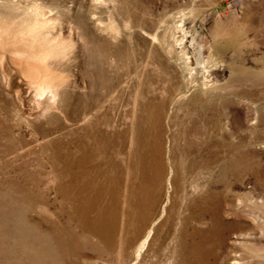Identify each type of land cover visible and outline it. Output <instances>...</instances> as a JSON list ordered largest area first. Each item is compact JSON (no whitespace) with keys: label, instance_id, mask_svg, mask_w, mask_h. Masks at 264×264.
Segmentation results:
<instances>
[{"label":"rangeland","instance_id":"rangeland-1","mask_svg":"<svg viewBox=\"0 0 264 264\" xmlns=\"http://www.w3.org/2000/svg\"><path fill=\"white\" fill-rule=\"evenodd\" d=\"M170 31L176 56L201 82L185 97L174 90L178 67L156 54L153 36ZM0 57L8 68L0 67V189L20 183L60 203L54 188L63 180L54 173L62 168L50 166L52 156L60 163L84 148L101 174L96 184L109 187L103 176L115 163L124 184L126 160L159 149L168 190L150 203L157 221L149 243L164 249L161 264H175L179 217L199 212L208 190L220 191L225 229L220 239L202 217L192 219V242L208 241L206 264L236 254L264 264V0H0ZM48 85L66 98H38ZM236 153L241 166L221 180L219 166ZM124 199L122 241L132 229L126 216L138 213L128 192Z\"/></svg>","mask_w":264,"mask_h":264},{"label":"bare ground","instance_id":"bare-ground-1","mask_svg":"<svg viewBox=\"0 0 264 264\" xmlns=\"http://www.w3.org/2000/svg\"><path fill=\"white\" fill-rule=\"evenodd\" d=\"M167 34L168 36L163 40L156 35L153 36L154 41L159 44V49L155 48L156 54L161 56L164 53L168 64L173 68L178 67L181 80L176 83L174 90L176 96L185 97L196 90L201 82L198 74H195L188 63L176 56L171 42L173 34L171 31ZM131 54L134 53L131 51ZM160 63L163 64L162 61ZM0 67L7 75L8 68L3 57H0ZM49 85L36 91L35 95L40 99L44 97L54 99L57 95H60L61 99L66 98L64 93H59ZM118 138L121 140L122 135H118ZM78 150L77 158H70L72 155L66 153L60 163L56 155L50 159L52 162L50 166L62 168L61 173L58 171L54 173L56 182L63 180V186L57 184L54 188L55 198L59 197L60 203L56 201L47 203L42 194L35 193L32 188L20 183H13L10 190L0 189V264H103L100 259L103 256H108L110 264H115L120 257L125 259L124 264H161L159 258L164 249L161 245L153 248L149 243L157 221V218L151 214L150 203L159 200L165 187L168 190V184L166 186L164 183L169 172L166 167L168 163L163 162L161 151L159 149L155 152L145 151L146 153H140L135 160L127 159L130 178L124 184L119 174V163L114 162V171H111L110 175L103 176L109 183V187H106L95 182V179L101 178V174L97 169L98 166L92 164V155L86 153L84 148ZM115 151L125 155L122 149ZM89 155L90 158L87 157ZM98 156L103 160V151L99 152ZM241 158L240 154L236 153L219 166L221 180L229 169L234 171L233 169L241 166ZM172 171L175 172L173 174L175 187L178 182L175 174H178V171ZM134 176L141 178L138 186L135 182L132 183ZM127 192L129 205L135 207L138 213L131 217L126 216V221L128 220L132 229L122 241L116 238V225L125 213L120 215L118 209L121 203L126 204L125 199L121 201V197L126 196ZM219 194L220 191H206L201 197L202 209L199 212H192L191 208V212L186 217H179L181 226L178 241L170 251L175 255V264H206V256L201 253L208 242L207 239L192 242L196 234L194 231L192 233L194 217H202L200 220H206L210 234L222 239L225 225L222 221ZM106 197L109 201L102 206L101 200ZM43 205L51 208L48 214L42 208ZM33 213H37L38 217H31ZM41 214H46L47 217L44 215L42 217ZM189 228L190 234L187 232ZM184 235L188 237V242H184ZM211 264L244 263L241 255L236 254L227 261H220L217 256Z\"/></svg>","mask_w":264,"mask_h":264}]
</instances>
